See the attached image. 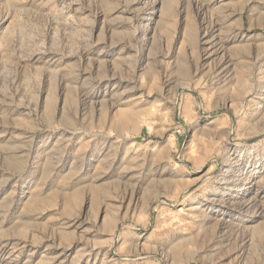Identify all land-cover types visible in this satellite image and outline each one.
<instances>
[{
  "label": "rangeland",
  "instance_id": "374dc122",
  "mask_svg": "<svg viewBox=\"0 0 264 264\" xmlns=\"http://www.w3.org/2000/svg\"><path fill=\"white\" fill-rule=\"evenodd\" d=\"M0 264H264V0H0Z\"/></svg>",
  "mask_w": 264,
  "mask_h": 264
},
{
  "label": "bare ground",
  "instance_id": "6f19581e",
  "mask_svg": "<svg viewBox=\"0 0 264 264\" xmlns=\"http://www.w3.org/2000/svg\"><path fill=\"white\" fill-rule=\"evenodd\" d=\"M252 216H253L252 214L248 213V214L246 215V218H251ZM242 224H245V223H239V225H242Z\"/></svg>",
  "mask_w": 264,
  "mask_h": 264
}]
</instances>
